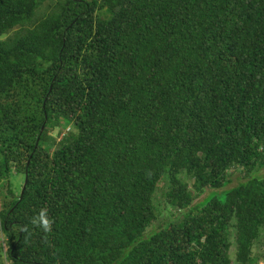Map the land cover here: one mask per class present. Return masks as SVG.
<instances>
[{
  "label": "trees",
  "instance_id": "obj_1",
  "mask_svg": "<svg viewBox=\"0 0 264 264\" xmlns=\"http://www.w3.org/2000/svg\"><path fill=\"white\" fill-rule=\"evenodd\" d=\"M45 1L0 0V264L264 260V0Z\"/></svg>",
  "mask_w": 264,
  "mask_h": 264
},
{
  "label": "clouds",
  "instance_id": "obj_2",
  "mask_svg": "<svg viewBox=\"0 0 264 264\" xmlns=\"http://www.w3.org/2000/svg\"><path fill=\"white\" fill-rule=\"evenodd\" d=\"M29 223L37 229L42 230L44 233H51L53 231V225L55 224L54 218L50 215L48 207H41L40 210L34 214ZM28 231L27 228L22 229Z\"/></svg>",
  "mask_w": 264,
  "mask_h": 264
},
{
  "label": "rangeland",
  "instance_id": "obj_3",
  "mask_svg": "<svg viewBox=\"0 0 264 264\" xmlns=\"http://www.w3.org/2000/svg\"><path fill=\"white\" fill-rule=\"evenodd\" d=\"M50 2V0H46L45 1V3L47 4V3H49ZM53 135L54 136H57L58 135V130H55V132H53ZM11 179V181L13 182V187L15 188V190H18V191H20V188H21V186H22V184H23V180H24V176L23 175H21V174H16V175H14V173H13V176L10 178ZM240 181V178L238 177V176H235L234 178H233V182L229 185V187H232V186H234V185H236L238 182ZM5 190H4V193L6 194L7 193V195H8V191H7V189H8V186H7V184H6V186H5ZM227 188V187H226ZM214 193L217 195V196H222V197H225V195H224V193H221L220 191H213L212 193H211V196H213L214 195ZM1 196V195H0ZM3 198H1V200H7V202H9V200L11 199V195H8V196H6V198H5V196H2ZM1 210V209H0ZM262 235H264V232H263V234ZM0 236H2V233H1V230H0ZM232 250L234 251V247L232 248ZM258 251V250H257Z\"/></svg>",
  "mask_w": 264,
  "mask_h": 264
},
{
  "label": "built area",
  "instance_id": "obj_4",
  "mask_svg": "<svg viewBox=\"0 0 264 264\" xmlns=\"http://www.w3.org/2000/svg\"><path fill=\"white\" fill-rule=\"evenodd\" d=\"M258 264H264V260H260Z\"/></svg>",
  "mask_w": 264,
  "mask_h": 264
},
{
  "label": "water",
  "instance_id": "obj_5",
  "mask_svg": "<svg viewBox=\"0 0 264 264\" xmlns=\"http://www.w3.org/2000/svg\"><path fill=\"white\" fill-rule=\"evenodd\" d=\"M25 184H26V182H25Z\"/></svg>",
  "mask_w": 264,
  "mask_h": 264
}]
</instances>
